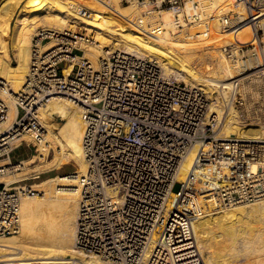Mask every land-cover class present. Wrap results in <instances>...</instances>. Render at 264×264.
<instances>
[{
    "label": "built area",
    "instance_id": "built-area-1",
    "mask_svg": "<svg viewBox=\"0 0 264 264\" xmlns=\"http://www.w3.org/2000/svg\"><path fill=\"white\" fill-rule=\"evenodd\" d=\"M120 2L145 13L171 12L177 29L191 30L195 38L211 36L197 0ZM235 2L242 5L243 13L231 11L218 18L225 37L219 40V50L231 64L243 60L249 46L264 48V0ZM189 4L196 10L188 9ZM242 24L253 27L254 43L240 46L232 40ZM94 44V33L72 25L65 30L40 29L35 35L32 55L43 56L46 62L32 61L24 88L15 95L19 109L15 122L21 131L7 144L0 135V178L16 172L23 162L12 160L19 148L14 144L17 138L32 134L33 146L45 138L28 100L41 95L46 103L50 92H63L81 109L84 124L87 172L80 181L76 248L111 264H144L154 243L146 264H186L188 256H181L185 253L181 250L192 247L186 246L194 240L190 219L202 216L193 205L202 183L196 175L200 169L207 168V200L214 194L220 208L264 200V135L220 137L224 113L246 104L244 77L225 81L211 96L167 76L157 60L122 48L110 47L96 66L82 57L81 49ZM9 94L10 86L1 79L0 124L7 120ZM192 153L195 173L187 182L193 193L180 194L164 222L171 194L183 176L182 166ZM25 193L21 186L0 182V237L19 234Z\"/></svg>",
    "mask_w": 264,
    "mask_h": 264
},
{
    "label": "bare ground",
    "instance_id": "bare-ground-1",
    "mask_svg": "<svg viewBox=\"0 0 264 264\" xmlns=\"http://www.w3.org/2000/svg\"><path fill=\"white\" fill-rule=\"evenodd\" d=\"M108 1L116 6V13L109 10L110 2ZM216 1L221 8L237 7L239 9L236 11L237 13L244 12L242 5L235 4L236 0ZM121 9L117 0H0V80L2 79L11 86V94L6 96L8 97L6 99L7 120L0 124L3 143H9L15 137L14 135L21 131L15 122L19 111L15 95L23 90L32 61L34 60L38 64L46 62L45 57L32 55V43L35 37L33 34L36 32L38 35L40 29L65 30L73 23L90 33L97 34L94 47L81 45V49L84 51L82 57L94 65L106 57L105 54H107L109 46L113 45L116 48L123 46L128 52L157 59L168 76L174 74L177 79H184L197 88L207 91L211 96H214L219 85L238 75H234V71L238 68L233 67L231 62L218 58L210 59L209 66H207V60L201 56L198 65H191L185 57L190 54L188 57L191 58L194 57V54L191 51L188 52L184 47L172 44L168 32L164 34V28L160 26H163L161 21L164 20V27L172 28L174 26L172 24L173 13L165 12L162 19H159L158 15L145 18L140 17L139 11L135 9L129 10L130 12H124ZM188 9L196 10L193 4H189ZM122 16L129 18L135 16L137 26L134 28L125 26ZM147 25L152 26L151 33L148 34L145 29ZM252 34L254 35L252 26L242 28L238 32L239 38L245 42ZM216 35L222 40L225 39L219 30ZM114 42L117 43L114 44ZM262 50L260 54L262 58H259L258 67L256 66L259 70L243 78L245 83L251 79L247 87L245 86V92H248L247 94L250 96L254 95L256 87L262 81L260 76L264 72V48ZM72 69L71 65L66 70V74ZM212 73H214L213 76L209 77ZM50 93L48 95L50 99L46 103L43 102L41 95L25 98H32L28 100L30 101L28 107L33 120L38 121V127L40 125L41 129H44L43 136L45 138L41 144H38L39 155L33 156L31 160L23 161L16 171L25 170L26 166L33 165L37 159L43 160V164L31 168L30 171L38 170L45 173L70 163L76 164L78 170L63 176L50 177L29 186H21L26 193L21 199L20 231L17 235L0 237V263L107 264L103 259L86 255L76 248L77 221L81 201L80 181L87 172L83 151L84 124L81 109L63 92ZM26 104L24 102V105ZM216 106L219 111L223 112L218 102ZM240 119L236 110H227L223 115L224 121L220 137L229 138L237 134L259 139L262 137L261 135H264V126L255 124L256 122L244 125ZM54 120L63 122L54 124ZM24 142L27 144L35 142L33 135L24 134L17 138L14 144L20 147ZM50 147L54 148L55 155L47 161ZM194 160L195 154L192 153L182 166L183 176L179 178L171 194L164 222L171 210L174 209L180 194L193 193V187L187 182V179L189 174L194 175L195 173ZM252 168L254 171L257 170L256 166ZM15 175L0 178V182L14 184L26 180L24 175ZM196 175L202 180V183L198 190L199 193L193 196V205L199 209L202 216L197 215L190 219L194 240L192 245L186 243V246L192 247L181 250L185 252L181 253V256H188L186 260L189 261L186 264H223L227 256L234 257L240 248L243 251L254 249V252H264V228L258 229L260 225L253 230L245 227V224H249L247 222L254 219H258V221L263 219L264 221V200L232 208H220L214 194L207 200V179H204L207 176V168L200 169ZM158 238L157 236L155 240ZM154 247L153 243L144 264L150 261ZM248 251L247 253H249ZM239 257L241 258V256Z\"/></svg>",
    "mask_w": 264,
    "mask_h": 264
},
{
    "label": "rangeland",
    "instance_id": "rangeland-1",
    "mask_svg": "<svg viewBox=\"0 0 264 264\" xmlns=\"http://www.w3.org/2000/svg\"><path fill=\"white\" fill-rule=\"evenodd\" d=\"M117 1H118V4L122 7L121 10H123L124 12H126V11L130 12L129 10H134L135 9V10L139 11V16L140 17L142 16V17H145V18H150V16L158 15V17L160 19L163 16V14H164V13H162V14L161 13H153L152 14V13H147V12L145 13V10L144 9H140V8H138L135 5H126V4L123 5V4H121L120 0H117ZM197 1L201 5L200 7L204 8V10H205L207 24L209 25V28L211 30V33L209 34V35H211L210 37L208 36V38H207V36H205L204 39L202 37L195 38L194 35H191L188 32V31H191V30L186 29V30L182 31V30L177 29L174 26H173L174 29H173L172 26H171L172 28H170V26L169 27H164V20H162V21L160 20L161 23H163V26L162 25H160V26L163 27L164 28L163 30L165 31L163 33L165 34V33L168 32V34H169V40L172 41V44L177 45L178 47H184L188 52L191 51L192 54H194V57H191V58L188 57V56H190V54H188V56L185 57V58H187V60H189L190 64L193 65V66H196V65L199 64V62H200L199 61V58L201 56L202 57H205V59L207 60L206 61L207 66H209L210 59H213V58H218L220 60L227 61L222 56V53L219 50V46H220L219 40H222V38H219L216 35L217 30H219L218 18L220 16L224 15V14L230 13L231 11H233L232 9L235 10L234 11L235 13L239 9L237 7L230 8L231 10L230 9L221 8L220 5L217 3L216 0H197ZM108 2H110V1H108ZM125 8H128V9H125ZM109 10H111L113 13H116V6L114 4H112L111 2L109 4ZM122 18L124 20L125 26H127V27L134 28L135 26H137L136 24H138V23L135 24V22H137V19H135V16L132 17V18L122 16ZM172 20H173V18H172ZM71 25L73 27L75 26V24H73V23H71ZM246 27H248V25H246V24L238 25L236 27L234 33H233L234 36H233L232 40L233 41H237L240 46H244V45H247L249 43L250 44L254 43V41L251 40L252 37L254 36L253 34L246 40V42L245 41H242L243 39L239 38V35H238L239 30H241L242 28H246ZM148 28H149V30H148ZM151 28H152L151 25H147V27L145 28L146 31H147V34L148 33H151V30H150ZM93 33H94V36L97 35L95 32H93ZM153 34H155V33H153ZM164 34H161V35H164ZM35 35H36V32L33 34V37ZM229 37L230 36H228L226 38H229ZM95 39H96V37H95ZM201 39L202 40H205V41L201 42ZM116 43L117 42H114V44H116ZM94 46H95V44L92 45V47H94ZM110 47L111 48H116V46L111 45V46L108 47V49ZM119 48H122L123 50L128 51L123 46L122 47H119ZM262 48H263V45H261L260 48H258V47L254 48L253 46H249L248 48H245L244 51L246 53L245 54L246 56L243 58V60H241L238 63H234L232 65L235 68H241V69H238V70L236 69L234 71L235 74L234 73L233 74L234 75H237L238 74L237 76L240 75V77L243 78V77H246L248 75H251V73H254L256 70H259V68H257V67H258L259 58H262V57H260V54L263 51ZM134 54H136V53H134ZM105 56H106V54H105ZM143 57L151 58L149 56H143ZM151 59H154V58H151ZM155 60H157V59H155ZM262 61H263V59H262ZM262 61H261V63H263ZM227 62H229V61H227ZM13 63H15V61H13ZM261 63H260V65H261ZM159 64H160V62H159ZM245 64L247 66H244ZM252 67H256V68L253 69ZM162 69H163V67H162ZM260 70H262V69L260 68ZM163 71H164V69H163ZM244 72H246V73L244 74ZM213 74L214 73H212L211 75H209V77H212ZM170 77L173 80H176V81H179V82H183V83H187V84H189L191 86L196 87L194 84L188 83L184 79H181V78L180 79H177L174 74H171ZM260 78H261L262 81H261V83H259V86L256 87V90L253 93L254 95H252V96L248 95L247 94L248 92H245L246 91L245 88L247 87V84L251 81V79H249L246 83L244 82L243 92L246 93L245 96H246V98L248 97V99H246V104H245V106L242 109H236V112L239 115V117L241 118L240 120H241V122L244 125H248V124L251 125V123L254 124L256 122L255 124H261V126H264V72H263V74H261ZM214 96H216V94H214ZM239 111H240V113H239ZM62 122L63 121H61V120H54L53 121L54 124H61ZM46 130H47V128H46ZM261 136H263V135H261ZM38 148H39L38 147V144H37V146H33L32 142L29 143V145L27 143H24L22 146H20L19 148H17L12 153V160L13 161L31 160V158H33V156L39 155ZM53 149L54 148H51V147L49 148V152H48V156H47V161H49L50 159H52L54 157L55 150H53ZM42 162H43V160L37 159L36 162L33 165L26 166V169L25 170L16 171L14 173L9 174V176H11V175L14 176L15 174L18 175L19 173H22V174H19V175H24V178L26 177V180H24L22 182L14 183V186H16V187H19V186H29L31 184H34V183L39 182V181L44 180V179H48L50 177H54V176H57V175L63 176L66 173L68 174V173L76 172L78 170V166L76 164L70 163V164L63 165L60 168H56V169H54L52 171H48V172H45V173H41L38 170L35 171V172L30 171L31 168H35L37 166L42 165L43 164ZM253 222H254V224H252ZM247 223H249V224L248 225L245 224L246 229L248 228V229L253 230L254 228L256 229L259 225L260 226L258 227V229L259 228H262V227L264 228V225H263L264 221H263V219L261 221H260V219H259V221H258V219L257 220L254 219V220H251V221H249ZM255 223H257L258 225L256 224V226H255ZM251 227H253V228H251ZM250 233H252V232H250ZM240 251H241V253H240ZM247 251L248 250H246V249L243 251V249L240 248V249H238L236 251L237 254L235 253L234 254V257L233 256H230V257L227 256L228 258L226 257L225 258V261L227 262L229 260L227 262L228 264H264V252H261V253L254 252V249H252L251 251H248L249 253L251 252L249 254V253H247ZM243 252H244L245 255L242 254ZM239 253H240V255H238ZM246 253H247L248 256L246 255ZM239 256H241V258ZM226 259H228V260H226ZM230 259H232V260H230ZM225 261H223V264H227ZM107 264H111V263H108L107 262Z\"/></svg>",
    "mask_w": 264,
    "mask_h": 264
}]
</instances>
